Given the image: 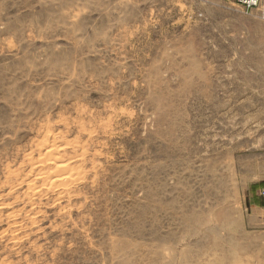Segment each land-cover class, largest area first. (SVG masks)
Instances as JSON below:
<instances>
[{
	"label": "rangeland",
	"instance_id": "obj_1",
	"mask_svg": "<svg viewBox=\"0 0 264 264\" xmlns=\"http://www.w3.org/2000/svg\"><path fill=\"white\" fill-rule=\"evenodd\" d=\"M263 175L264 0H0V264H264Z\"/></svg>",
	"mask_w": 264,
	"mask_h": 264
},
{
	"label": "crops",
	"instance_id": "obj_2",
	"mask_svg": "<svg viewBox=\"0 0 264 264\" xmlns=\"http://www.w3.org/2000/svg\"><path fill=\"white\" fill-rule=\"evenodd\" d=\"M261 180L263 182H261L262 184L260 183L261 186L259 185L258 188L252 186L247 187L246 197L249 202V207L252 213V215L248 219L249 225L251 228H261L264 237V202L262 204L259 202L262 198L264 200V197H261L259 194L260 189L264 184V175Z\"/></svg>",
	"mask_w": 264,
	"mask_h": 264
},
{
	"label": "built area",
	"instance_id": "obj_3",
	"mask_svg": "<svg viewBox=\"0 0 264 264\" xmlns=\"http://www.w3.org/2000/svg\"><path fill=\"white\" fill-rule=\"evenodd\" d=\"M260 1L261 0H236L245 12H250L256 9L259 6ZM259 194L261 197H264V184L261 187Z\"/></svg>",
	"mask_w": 264,
	"mask_h": 264
},
{
	"label": "bare ground",
	"instance_id": "obj_4",
	"mask_svg": "<svg viewBox=\"0 0 264 264\" xmlns=\"http://www.w3.org/2000/svg\"><path fill=\"white\" fill-rule=\"evenodd\" d=\"M55 167H56V169H58L59 171H65L66 170V168H67V165L66 164H64L63 162L61 163H56L55 164Z\"/></svg>",
	"mask_w": 264,
	"mask_h": 264
}]
</instances>
